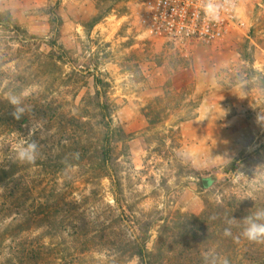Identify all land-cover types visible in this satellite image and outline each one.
Listing matches in <instances>:
<instances>
[{
  "label": "rangeland",
  "instance_id": "obj_1",
  "mask_svg": "<svg viewBox=\"0 0 264 264\" xmlns=\"http://www.w3.org/2000/svg\"><path fill=\"white\" fill-rule=\"evenodd\" d=\"M136 3L0 0V97L38 104L20 119L9 109L7 136L10 161H18L21 140L40 145L39 169L23 163L26 177L39 175L38 237L57 245L54 258L69 246L65 264H144L140 249L153 264H203L205 253L226 257L233 246L239 257L253 258L242 264L257 257L264 264V243L237 235H224L232 249L212 242L217 236L207 239L208 225L198 218L210 207L238 204L240 222L264 208V124L257 122L264 116V0L239 9L220 50L144 32ZM53 41L62 47L57 59L49 56ZM239 74L247 82L243 99L232 86ZM47 101L57 122L43 118ZM70 116L79 123L69 130ZM106 128L121 193L99 166ZM64 141L80 143L74 159L81 165H60L55 151ZM235 159L237 173L226 181ZM214 173L219 182L204 189L202 177Z\"/></svg>",
  "mask_w": 264,
  "mask_h": 264
},
{
  "label": "trees",
  "instance_id": "obj_2",
  "mask_svg": "<svg viewBox=\"0 0 264 264\" xmlns=\"http://www.w3.org/2000/svg\"><path fill=\"white\" fill-rule=\"evenodd\" d=\"M51 51L49 56L52 59H57L55 57V50L62 49L61 46H58L55 41L50 43ZM21 99V96L19 97ZM22 101V99H21ZM101 101L99 100L98 103ZM24 105V104H23ZM26 106V105H25ZM38 106L30 105L29 108ZM40 107V106H39ZM9 109H13V105L9 103V99L0 97V264H65L66 252L71 251L70 247H63V255L58 259L54 258L56 246L54 243H46L38 237V232L40 230L41 221L43 218L39 219V214L41 211V204L39 203L38 194V174L37 170L35 175L26 177L24 174L29 170V168H37L41 166L42 163L27 165L29 168L25 170L26 165L19 161H10L9 149L7 145L8 140V115L10 114ZM41 109L43 112V118L46 122H57V118L50 117L52 111H56L53 104L46 102L41 104ZM97 110L101 118L106 119L107 116H104V110H107V106L104 103L98 104ZM54 116V115H53ZM73 122L79 123V120L74 116L69 117V130L74 127ZM18 134L23 132L19 129L17 130ZM107 128L103 133V140L100 144L98 157L99 166L104 170V176H106L111 183L112 190L117 193H121V184L119 177L115 171H113L114 160H113V145L108 138ZM59 150L55 151L58 161L62 167H75L81 165V161H75L74 158H80L79 154L82 152L80 148V143H75V148L71 147L66 141H64ZM83 152L85 153L84 149ZM68 155L66 161H64V156ZM61 157V158H60ZM63 157V158H62ZM237 159L233 160L230 165L225 170L226 181L232 180L237 173L238 165ZM57 165V164H56ZM38 175V176H37ZM33 179V182L30 179ZM225 179V177H224ZM219 182V181H218ZM216 182V183H218ZM215 183V184H216ZM32 184V186H30ZM213 184V185H215ZM211 185V186H213ZM204 188V185L202 183ZM58 198L56 200V206ZM30 203V205H28ZM237 207L238 204H228L226 209L219 207H210L206 212L202 213L201 216H198L199 219H204L205 224L208 225L207 239L214 237L217 239L211 240L214 242L218 240L220 243H228L233 246L234 242L228 237L232 235L241 236L244 225L237 220ZM40 208V210H39ZM236 208V209H235ZM32 213L29 214L28 211ZM240 210V209H239ZM48 218L55 219L57 216L55 214L47 215ZM198 219L197 217H194ZM237 220L236 224L231 226V235L228 237L224 236V226L229 227V219ZM221 221L223 222V227L220 225ZM241 223V226H240ZM50 229H56L55 225L48 223ZM222 229V232L219 233L218 230ZM219 235V236H218ZM225 237V239H223ZM226 244V245H228ZM230 248L231 246L228 245ZM232 249V248H231ZM49 250V251H45ZM190 251L195 254L198 252L196 248H189ZM144 249L139 250L140 260L144 264H153L150 262L149 257H145L143 253ZM236 249L233 246L232 252L226 253V257L229 261V264H242L245 262H251L252 257H239V252L236 253ZM87 251L81 252L85 256ZM233 253V258H230L229 255ZM80 253L72 254L75 257L81 255ZM136 254V253H135ZM188 253H186V256ZM44 256L46 258H44ZM152 256V254H149ZM232 256V255H231ZM234 258H236L234 260ZM179 259V258H178ZM183 262L182 259H179ZM259 258L257 257L253 264H259ZM78 259L70 261L66 264H76ZM232 261V262H231Z\"/></svg>",
  "mask_w": 264,
  "mask_h": 264
},
{
  "label": "built area",
  "instance_id": "obj_3",
  "mask_svg": "<svg viewBox=\"0 0 264 264\" xmlns=\"http://www.w3.org/2000/svg\"><path fill=\"white\" fill-rule=\"evenodd\" d=\"M254 1L235 0V7L223 12L219 22L205 17L200 0H137L133 11L141 29L153 37H163L182 47L220 50L227 42L230 27L235 26L239 9Z\"/></svg>",
  "mask_w": 264,
  "mask_h": 264
},
{
  "label": "clouds",
  "instance_id": "obj_4",
  "mask_svg": "<svg viewBox=\"0 0 264 264\" xmlns=\"http://www.w3.org/2000/svg\"><path fill=\"white\" fill-rule=\"evenodd\" d=\"M205 17L210 22H219L221 14L235 7V0H200ZM213 83L219 86V80L214 78ZM246 80L242 74L237 75L233 87L239 91V98L246 97ZM9 103L13 105L12 113L15 119H20L29 111L28 107L23 105L21 99L15 95L10 96ZM257 122L264 124V116L257 114ZM16 159L21 163L35 164L40 155V145L34 140H21L15 149ZM240 222L244 225L241 235L249 242L264 243V208H257L254 212L249 211ZM237 220L231 218L228 220V228H225L224 235H231V226L236 224ZM203 264H229L227 257H220L214 252L205 253Z\"/></svg>",
  "mask_w": 264,
  "mask_h": 264
},
{
  "label": "water",
  "instance_id": "obj_5",
  "mask_svg": "<svg viewBox=\"0 0 264 264\" xmlns=\"http://www.w3.org/2000/svg\"><path fill=\"white\" fill-rule=\"evenodd\" d=\"M220 178H221L220 173H214L212 175H207V176L202 177V183L204 185V189L218 182Z\"/></svg>",
  "mask_w": 264,
  "mask_h": 264
}]
</instances>
